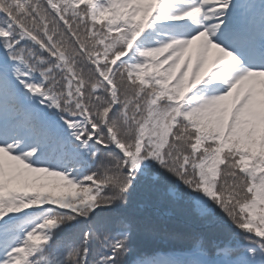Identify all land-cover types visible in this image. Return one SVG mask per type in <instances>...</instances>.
I'll list each match as a JSON object with an SVG mask.
<instances>
[{
    "label": "snow or ice",
    "instance_id": "obj_1",
    "mask_svg": "<svg viewBox=\"0 0 264 264\" xmlns=\"http://www.w3.org/2000/svg\"><path fill=\"white\" fill-rule=\"evenodd\" d=\"M0 264H264V0H0Z\"/></svg>",
    "mask_w": 264,
    "mask_h": 264
}]
</instances>
